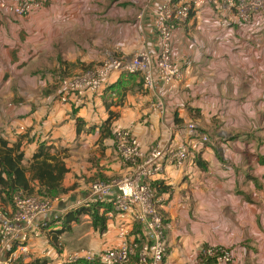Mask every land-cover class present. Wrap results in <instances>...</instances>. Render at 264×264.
<instances>
[{"label": "crops", "instance_id": "obj_1", "mask_svg": "<svg viewBox=\"0 0 264 264\" xmlns=\"http://www.w3.org/2000/svg\"><path fill=\"white\" fill-rule=\"evenodd\" d=\"M39 1L28 16L0 9V138L22 143L26 164L42 144L50 145L53 153L62 151L69 172L50 228L31 239L29 253L16 264L37 258L72 264L68 255L81 248L118 247L122 223L130 240L143 236L131 215L108 217L112 204L90 193L96 179L135 172L117 149L122 129L133 131L146 153L164 140L170 148L190 142L183 166L166 164L153 178L162 184L163 264H264L263 14L241 23L214 6L202 7L174 31V55L192 62L172 86L149 90L141 75L114 72L99 94L63 102L61 78L94 70L111 55L158 51L163 0ZM158 99L163 111L154 105ZM111 112L117 115L108 128ZM18 125L26 129H11ZM190 126L210 142L193 139ZM79 199L88 200L83 212L65 223ZM94 209L105 217L104 231L94 224ZM127 264H138V256Z\"/></svg>", "mask_w": 264, "mask_h": 264}, {"label": "built area", "instance_id": "obj_2", "mask_svg": "<svg viewBox=\"0 0 264 264\" xmlns=\"http://www.w3.org/2000/svg\"><path fill=\"white\" fill-rule=\"evenodd\" d=\"M39 5V0H0V9L18 16H28ZM205 6H214L226 12V18L234 22L249 23L259 14L264 16V0H163L157 10L156 27L160 37L157 52L144 50L130 57L111 55L94 70L63 77L59 81L60 99L69 102L71 99H84L89 94H99L114 72L141 75L149 90L160 84L172 86L192 62L191 56L176 58L174 55V31L180 24L186 23L194 11ZM154 105L162 111L165 109L161 99ZM11 129L24 131L26 127L18 125L11 126ZM190 135L201 143L211 140L207 133L195 126H190ZM189 144V141H184L170 148L164 140L146 153L133 131L119 130L116 145L120 158L133 166L135 172L122 178L96 179L90 184V193L96 202L108 201L112 204L108 217L125 219L131 215L142 226L143 236L139 240H130L129 230L122 223L119 227V235L123 238L120 246L100 251L81 248L68 255L67 263L127 264L137 255L138 264H163L167 255L166 223L162 211L163 199L157 194L153 178L164 171L166 164L183 166L190 157ZM54 201L20 191L14 195L12 209L0 203V264H14L20 256L29 253L31 239L42 236L50 228L49 214L53 211ZM87 201L79 199L70 207L76 209ZM217 254L225 261L231 260L227 253L218 251Z\"/></svg>", "mask_w": 264, "mask_h": 264}, {"label": "trees", "instance_id": "obj_3", "mask_svg": "<svg viewBox=\"0 0 264 264\" xmlns=\"http://www.w3.org/2000/svg\"><path fill=\"white\" fill-rule=\"evenodd\" d=\"M116 112H111L105 125L111 126ZM110 134V133H109ZM53 147L42 144L38 151L33 155L29 164L25 163V152L22 143H11L9 140L0 138V196L17 194L22 191L26 194H36L41 192L49 196L45 198L54 199L67 189L63 186V180L69 172L65 156L62 151L52 152ZM38 183V188L34 183ZM157 194L160 196L161 183H154ZM101 204L100 202L98 205ZM97 205V206H98ZM14 207V197L13 205ZM84 207H78L74 212H68L65 223H71L78 219ZM92 216L95 226L101 231L106 228L105 217L100 214L98 209H94ZM166 223V219H165ZM19 264H51L47 259H33L29 262L20 261Z\"/></svg>", "mask_w": 264, "mask_h": 264}, {"label": "rangeland", "instance_id": "obj_4", "mask_svg": "<svg viewBox=\"0 0 264 264\" xmlns=\"http://www.w3.org/2000/svg\"><path fill=\"white\" fill-rule=\"evenodd\" d=\"M36 194L38 195H44V196H49L46 194H43L41 192H37ZM63 196V194L59 195L58 197H55L54 199H58L61 198ZM13 194L12 195H6V196H0V203L7 209L11 208V205H13ZM95 224V223H94ZM16 264V262H15Z\"/></svg>", "mask_w": 264, "mask_h": 264}]
</instances>
